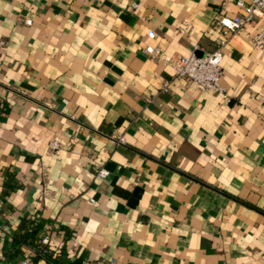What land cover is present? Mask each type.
<instances>
[{
  "label": "crops",
  "instance_id": "1",
  "mask_svg": "<svg viewBox=\"0 0 264 264\" xmlns=\"http://www.w3.org/2000/svg\"><path fill=\"white\" fill-rule=\"evenodd\" d=\"M240 12L0 0V261L51 227L61 251L35 264H264V49L246 31L227 40V99L186 78L161 90L173 69L143 51L200 56L219 46L214 21Z\"/></svg>",
  "mask_w": 264,
  "mask_h": 264
},
{
  "label": "built area",
  "instance_id": "2",
  "mask_svg": "<svg viewBox=\"0 0 264 264\" xmlns=\"http://www.w3.org/2000/svg\"><path fill=\"white\" fill-rule=\"evenodd\" d=\"M236 5L240 9V13L233 16H220L214 23L213 28L220 34L221 39L219 46L212 51L204 52L202 55L190 53L188 55H171L162 50L159 46L147 44L143 51L147 56L156 62H162L173 69L171 80L163 82L161 90H167L170 83L174 80L186 78L192 85L201 91H217L227 99V93L221 82L223 70L221 61L223 57L222 47L227 40L240 31H246L250 35L251 44L258 48L264 49V30L257 25V19L264 18V0H236ZM136 6V4H134ZM26 25H31V19H25ZM147 36L150 39L155 38V32L149 30ZM6 45V41L0 39V48ZM262 99H264L262 97ZM66 103V100H63ZM1 115V110H0ZM115 145L125 144L122 135L111 138ZM59 144L56 140H51L49 150L56 151ZM109 171L100 167L94 173L96 180L105 179ZM90 202H94L93 198H89ZM63 242L59 239L58 234L49 227L38 238V245L31 249L30 253L23 256L13 264H35V258H43L47 255L56 257L59 255ZM0 264H5L0 261Z\"/></svg>",
  "mask_w": 264,
  "mask_h": 264
},
{
  "label": "trees",
  "instance_id": "3",
  "mask_svg": "<svg viewBox=\"0 0 264 264\" xmlns=\"http://www.w3.org/2000/svg\"><path fill=\"white\" fill-rule=\"evenodd\" d=\"M31 233L34 234V233H35V230H32ZM33 244H34V247H37V245H38V239H37V240H34V241H33ZM36 259H37V258H35L34 261H35Z\"/></svg>",
  "mask_w": 264,
  "mask_h": 264
}]
</instances>
